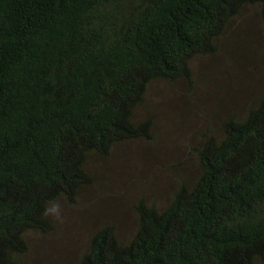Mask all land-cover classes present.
<instances>
[{"label":"trees","instance_id":"1","mask_svg":"<svg viewBox=\"0 0 264 264\" xmlns=\"http://www.w3.org/2000/svg\"><path fill=\"white\" fill-rule=\"evenodd\" d=\"M264 0H0V264H24L50 206L94 184L93 158L150 140L152 83L189 81ZM199 134L196 174L140 200L124 242L95 231L77 264H264V92Z\"/></svg>","mask_w":264,"mask_h":264},{"label":"rangeland","instance_id":"2","mask_svg":"<svg viewBox=\"0 0 264 264\" xmlns=\"http://www.w3.org/2000/svg\"><path fill=\"white\" fill-rule=\"evenodd\" d=\"M264 92V21L247 9L231 25L210 57L193 62L189 81L155 82L136 111L149 118L151 139L126 142L106 159L93 158L92 187L75 203L59 199L50 206L53 231L32 234L24 264H77L93 233L115 226L122 241L135 233L140 200L164 206L180 179L195 176L191 149L209 126L241 115Z\"/></svg>","mask_w":264,"mask_h":264}]
</instances>
